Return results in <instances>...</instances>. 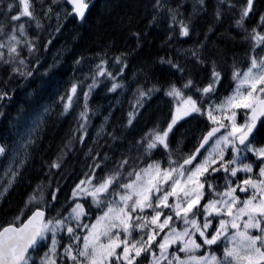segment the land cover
Here are the masks:
<instances>
[{"label":"snow or ice","instance_id":"6c2138e0","mask_svg":"<svg viewBox=\"0 0 264 264\" xmlns=\"http://www.w3.org/2000/svg\"><path fill=\"white\" fill-rule=\"evenodd\" d=\"M184 2L0 0V119L7 120L0 212L8 214L0 220V264H264V0H215L214 23L230 13L244 45L230 62L218 48L206 55L214 24L199 39L195 19L206 0H193L187 19ZM142 19L147 27L167 20L162 46L171 47L174 36L193 38L177 49L192 64L158 56L130 69L148 35ZM68 24L84 29L74 40L102 42L99 50L74 55L71 76L45 102L38 96L7 115L11 82L24 88L60 65L67 45L52 63L42 58ZM120 34L135 46L114 51ZM152 64L167 65L169 75H156ZM101 85L115 96L90 132L101 106L89 102ZM153 99L167 110L150 111ZM53 113L70 118L69 127L53 157L40 156L43 177L33 180L28 169ZM77 152L84 157L78 170L70 162Z\"/></svg>","mask_w":264,"mask_h":264},{"label":"trees","instance_id":"16d2710c","mask_svg":"<svg viewBox=\"0 0 264 264\" xmlns=\"http://www.w3.org/2000/svg\"><path fill=\"white\" fill-rule=\"evenodd\" d=\"M176 0H172V6L175 7ZM215 0H206L207 11L199 13L195 19V25L197 31L200 33L199 39H203V33L207 30L209 24H214L213 32L209 33V47L206 51V55L214 56L216 49L229 59L235 54L242 55L244 50V45L239 42L240 34L238 30L232 26L231 21L234 17L225 12L220 21H213V6ZM193 0H185L183 7L180 9L184 13V18L187 19L189 13L193 12ZM197 8L199 5L197 4ZM150 19V16H148ZM179 19V17H178ZM27 20V18H26ZM55 23V21H52ZM27 30L30 34H34V24L32 28H28L26 23ZM247 26H251V21L248 22ZM174 27H176L174 25ZM139 29L146 30L148 35L144 38L142 46L138 54L130 59L129 68H140L143 64L147 62L155 61L156 57L164 56L167 58L171 56L173 60H179L182 64H192L191 58L185 59V53L183 51L178 52L177 49H187L193 44V38L190 37H173V41H169L171 47L164 45L162 46V41L165 40L168 34V23L166 19H160L157 24H154L151 27H147V19H142L139 21ZM84 31V29H78L75 24H68L66 29L61 35H58L53 41V44L49 46V51L44 54L42 58V64L45 66L48 63H52L53 55L57 53L58 49L63 48L65 45L68 47V51L64 52L63 59L61 60L60 65L50 73L49 76L45 77L42 81L39 76H36L34 79L29 81L26 87L20 88L17 87L16 81L11 82L12 87H16V92L13 96L12 102L4 110L7 115H11L15 112L17 105L24 104L25 107H32L33 102L37 100L38 96L40 102L43 103L47 98H50L53 94V89L58 83H63L69 79L71 76V61L74 55L81 54L85 52V48L98 51L102 42H92L89 41L87 44L81 40H74L73 35L76 31ZM46 34V33H45ZM230 34L232 37H235V41L232 39H225L224 35ZM43 39V37H42ZM135 41L131 37H126L125 34H120L116 37L114 51L116 50H126L127 48L134 47ZM207 67V66H205ZM167 65H157L152 64V71L162 78L169 75L166 71ZM130 75V73H128ZM6 77V73L3 70H0V80H3ZM172 79L178 81L177 76H171ZM199 79V77H195ZM179 82V81H178ZM206 82V81H202ZM0 86H3L0 84ZM134 86V85H133ZM101 85L96 89L90 98V107L100 105V111L95 117L92 118V128L90 132L94 130V127L101 123L103 115L107 114V106L110 100L115 96L114 93H105ZM33 90L34 94L32 97H28L27 93ZM131 97V92L125 93L122 97V106L124 110H127L128 100ZM32 105V106H31ZM167 110V105L163 100L153 99L151 101L150 111H155L157 113H162ZM58 111V109H57ZM121 113L117 111L112 119H115L117 116H120ZM54 119V120H53ZM70 118L57 117L56 113L52 114V118L47 121V124L41 134L42 140L40 143V148L36 153L37 162L31 165L28 169V175L31 179L36 180L43 177L42 170L39 165V158L43 155L44 159H50L53 157L54 152L57 149V146L60 144L62 137H64L65 132L69 127ZM7 126V120L0 119V135H2ZM188 127V126H186ZM195 124L192 125L194 129ZM109 130H111L109 128ZM100 143L103 144L104 140L101 139ZM86 150V149H85ZM84 159L82 152H77L75 157L71 158V165L75 169H79L81 161ZM1 163V162H0ZM71 181L69 180L68 183ZM67 187V184H65ZM25 189L23 187L15 189L10 197V206L15 208L20 204L23 197ZM8 214L6 212H0V220L6 219Z\"/></svg>","mask_w":264,"mask_h":264},{"label":"rangeland","instance_id":"374dc122","mask_svg":"<svg viewBox=\"0 0 264 264\" xmlns=\"http://www.w3.org/2000/svg\"><path fill=\"white\" fill-rule=\"evenodd\" d=\"M26 21V17H22L21 18V22H25ZM26 26V25H25ZM26 29H27V26H26ZM1 163H2V161H0ZM218 255H219V253H218Z\"/></svg>","mask_w":264,"mask_h":264},{"label":"bare ground","instance_id":"6f19581e","mask_svg":"<svg viewBox=\"0 0 264 264\" xmlns=\"http://www.w3.org/2000/svg\"><path fill=\"white\" fill-rule=\"evenodd\" d=\"M32 106V105H31ZM54 120V119H53Z\"/></svg>","mask_w":264,"mask_h":264}]
</instances>
